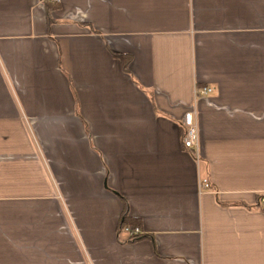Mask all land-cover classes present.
Returning a JSON list of instances; mask_svg holds the SVG:
<instances>
[{"label":"crops","instance_id":"obj_1","mask_svg":"<svg viewBox=\"0 0 264 264\" xmlns=\"http://www.w3.org/2000/svg\"><path fill=\"white\" fill-rule=\"evenodd\" d=\"M262 194L264 0H0V264H264Z\"/></svg>","mask_w":264,"mask_h":264},{"label":"built area","instance_id":"obj_2","mask_svg":"<svg viewBox=\"0 0 264 264\" xmlns=\"http://www.w3.org/2000/svg\"><path fill=\"white\" fill-rule=\"evenodd\" d=\"M51 2H60L61 0H47ZM215 86H204L196 89V95H208L216 91ZM196 111L192 106L184 112L183 115V127H184V136L182 138L183 145L194 151V155L199 159L200 157V139L198 124L196 121ZM212 190L211 184L207 179L200 181V192ZM259 204L264 207V194L260 196ZM123 230L129 233V236H138L144 234L139 227L126 226Z\"/></svg>","mask_w":264,"mask_h":264},{"label":"trees","instance_id":"obj_3","mask_svg":"<svg viewBox=\"0 0 264 264\" xmlns=\"http://www.w3.org/2000/svg\"><path fill=\"white\" fill-rule=\"evenodd\" d=\"M184 131H182V138H183V136H184ZM125 212H126V214H127V204L125 203ZM133 225L132 227H136V226H138L139 224H138V222L135 220V219H132L131 217H129V215L127 214L126 216H125V218H123L122 219V221H121V225H120V228L121 229H123L124 227H126V226H131V225ZM145 236L143 235V234H141V235H138V236H133V235H131V236H129V241H137V240H139V239H142V238H144Z\"/></svg>","mask_w":264,"mask_h":264}]
</instances>
